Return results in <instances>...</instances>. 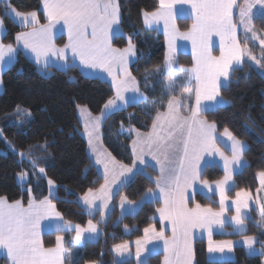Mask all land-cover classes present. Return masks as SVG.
<instances>
[{
    "label": "snow or ice",
    "instance_id": "obj_1",
    "mask_svg": "<svg viewBox=\"0 0 264 264\" xmlns=\"http://www.w3.org/2000/svg\"><path fill=\"white\" fill-rule=\"evenodd\" d=\"M174 3H190L191 5L193 24L188 32L179 33V35L192 41L194 63L189 69L175 66L177 52L175 25H172V33L168 31L169 19L173 18L171 11L173 3L160 0V7L156 11L142 10L146 27L150 28L161 19L165 22L168 51L165 53L163 64L151 72H146L143 79L145 87L150 88L153 87L148 84L150 77L158 78L160 75H167L169 79L163 82L162 96L167 94L168 99L167 110L157 109L156 115L152 117L151 131L142 134L137 130V136L141 139L133 141L134 156L136 145L146 144L149 154L159 166L161 176L156 184L164 196V207L157 211L160 213L162 224L164 221L169 222L173 235L170 239L165 238L163 227L159 232L152 225L145 228L144 236L135 241L137 264H146L142 253L146 254L149 251L146 246L155 240H162L164 243L166 256L163 264H193L194 253L190 237L195 229L207 231L209 253H224L225 249L231 252L234 242L231 240L214 242L213 232L217 229L223 232L226 225H230L234 233L244 232L246 230L244 221L250 219L243 211L249 208L251 199L249 192L243 189L237 191L235 199L231 200V205H228L227 195L230 188L234 186L233 174H238L246 165L243 161L246 144L237 139L227 128L222 134L216 135V123L199 118L202 112H214L217 108L229 105L230 102L221 95V90H227L232 83V71L242 65L246 55L250 60H256V57L251 56L245 48L241 47L237 38V25L233 22L234 6L237 0H174ZM256 4L264 8V0H251V2L244 0L243 6L240 7V24L245 28V40L248 39L249 32H252L253 39L257 38L252 28L253 8ZM42 6L48 23L39 27H35L39 24L36 11L22 13L14 8L10 9L16 18L23 21L22 27L29 23L34 26L31 31L18 32L15 40L17 44L23 43L24 48L34 54L35 63L41 74L47 75L51 67L66 70L70 66H76L71 61L78 59L85 68L101 69L112 77L115 97L107 101L101 110L100 117L93 118V122L86 125V129L91 128L86 132L89 137V148L96 156L95 164L102 165L104 168L105 183L100 185L98 190L88 189L82 197L78 198V201H83L82 211L88 215H94L96 211H100L101 221H104L112 208L110 201L124 183L121 177L133 172L136 161H133V167L120 165L121 172L118 175L113 173L109 179L112 171L110 165L115 166L116 162L114 158L109 160L97 150L93 133L99 128L101 118L113 105L117 104V101H124L127 104L148 100L138 87L139 82L136 77L132 76L128 70L130 58L136 56L135 44L130 36L127 46L123 49L112 46L114 37L124 35L120 28L121 10L118 0H42ZM60 21L67 30L68 43L58 48L53 40V29ZM2 26L0 22V27ZM138 34L134 31L132 36ZM213 34L220 38L219 56L212 55ZM260 44L262 59H264V39L260 40ZM69 50L72 53L71 57L67 55ZM15 51L12 44L0 43V67L14 62ZM52 56L56 57L57 63L54 64L51 61ZM256 62L260 63L258 60ZM261 66L264 67V65ZM178 72L187 73V76L178 77L176 75ZM88 74L95 75V72ZM193 79L195 80L194 89L191 87ZM157 82H159L158 79ZM177 87H181L180 94H172ZM126 92H131L133 95L126 97ZM193 92L194 105L191 102ZM160 104L163 106V100ZM152 105H156L155 100ZM78 108L82 116L87 112L86 107L78 105ZM17 111H20L19 106ZM177 134H179V143L182 144L178 169L169 167L172 164L171 157L178 149ZM224 137H227V140ZM229 141L231 157L225 156L224 152L216 146L218 142L227 146ZM39 147L45 148L46 144ZM140 152L137 159L141 164L156 166L149 165L143 158V146ZM20 155L23 159L29 154L21 152ZM217 155L223 160L225 174L222 179L215 181L213 186L207 180H200V176L205 166L215 163ZM207 157L212 159H206ZM31 163L35 167L36 159H31ZM44 172V168H39V173L44 174ZM28 175L26 171L17 173L21 182H24ZM257 177L261 187L264 188V171L258 172ZM161 180L166 187H161ZM117 181L120 183L118 184ZM197 182L207 189V192L203 194L208 198L212 195L219 196V211H214L210 206L202 207L199 203L195 204L194 208L187 207L186 201L190 198L187 189H195ZM48 185L52 195L54 181L49 179ZM27 191L31 193L32 189L29 188ZM152 195L154 197V194ZM138 203L128 200L127 196H121L122 215L126 212L131 213ZM256 203L261 221H264V203L259 200ZM230 206L235 207V214L229 220L225 214ZM41 221H47L49 226L57 232L71 231L74 227L75 236L72 238L74 246L82 242L85 233L89 234L87 237L89 240H95L99 235V229L92 220L88 221L86 228H82L79 224L73 226L70 221L64 220L62 214L55 211V205L49 197H44L39 202L30 197L28 206L24 207L20 200L9 203L6 197L0 196V251L4 253V256L0 258H6L9 264H65V257H67V264H76L78 254L65 247L63 236H56L54 247L43 246L39 238L40 229L43 226ZM127 230L125 226V231ZM257 242L255 236H244L243 244L247 247L248 255L264 253V248L254 247ZM128 248L127 242L113 246V251L121 257L120 264H126V260L131 257Z\"/></svg>",
    "mask_w": 264,
    "mask_h": 264
},
{
    "label": "trees",
    "instance_id": "obj_2",
    "mask_svg": "<svg viewBox=\"0 0 264 264\" xmlns=\"http://www.w3.org/2000/svg\"><path fill=\"white\" fill-rule=\"evenodd\" d=\"M41 3L42 0L0 1V18L6 29L2 36L4 43L15 44V35L26 28L9 16L8 8L13 7L26 13L36 11L39 22L44 23L46 16ZM118 3L121 10L120 26L124 35L114 37L112 44L125 47L128 38L132 37L136 56L129 68L148 100L129 102L108 114L102 121L101 135L102 142L111 155L122 164L131 165L132 141L137 130L148 132L157 109H166L168 95L162 96V88L163 82L169 77H150L148 84L153 86L150 88L145 87L143 79L146 72L162 66L166 53L163 33L145 27L142 15V10H156L160 6V0H118ZM191 23V17L177 18L181 30H187ZM254 23L264 31V17H257ZM134 31L139 34L132 36ZM55 42L64 43L65 35L57 36ZM176 62L180 66H190L193 58L190 53L179 52ZM1 79L0 196L6 197L9 202L20 200L27 205L30 197L36 201L48 196V179H52L57 184V196L51 197V200L63 218L79 225L92 220L98 224L100 236L96 241H86L74 246L72 231H47L42 234L43 246H54L56 236L63 234L65 247L78 254L76 264H120L121 260L114 257L113 246L142 237L144 229L149 225L161 229L162 224L156 213L162 203L160 200L143 201L135 212L126 213L119 219L118 201L121 196H127L130 201H139L146 192L155 188L156 183L150 175L156 176L157 171L146 166L144 171L136 172L114 195L110 214L105 221H99V212L88 215L82 211L78 198L90 188H99L104 177L88 153L77 107L86 105L91 113H100L114 95L112 86L101 77L85 74L78 66H70L66 70L51 67L47 75H42L37 65L21 49H17L15 61L2 72ZM231 79L229 88L221 90V95L230 102L229 105L201 114L207 121L215 122L219 132L227 128L247 144L243 153L247 163L238 174H234V186L228 191V195L234 197L241 189L255 192L259 187L257 173L264 171V75L254 64L244 61L232 71ZM177 89L172 94L177 95ZM153 100L156 101L155 106L152 105ZM161 100L163 106L160 104ZM191 102L193 104V99ZM44 144L45 148L39 147ZM21 152L29 155L22 159ZM31 159H36L35 167ZM39 168H44V174L39 173ZM22 171L29 175L24 183H19L16 175ZM223 175V169L218 164H213L202 169L201 179L217 181ZM29 188L32 189L31 193L27 191ZM197 203L201 206L219 207L215 195L208 198L200 192H196L188 200L190 207ZM241 234L256 235L264 244V234L260 233L258 225L251 219H248V229ZM241 234H215L214 238H230ZM193 250L195 264L263 262V255H248L243 246L234 247L233 259L209 260L204 239H196ZM163 259L162 251L155 252L147 257V264H162ZM0 264H7V259L0 258ZM126 264H137L136 259L128 258Z\"/></svg>",
    "mask_w": 264,
    "mask_h": 264
},
{
    "label": "rangeland",
    "instance_id": "obj_3",
    "mask_svg": "<svg viewBox=\"0 0 264 264\" xmlns=\"http://www.w3.org/2000/svg\"><path fill=\"white\" fill-rule=\"evenodd\" d=\"M0 1H8V0H0ZM250 2H251V0H250ZM243 4H244V0H240L239 1V3L237 4V5H235L234 6V16H233V22L237 25V38H238V40H240V42L242 43V44H240L241 45V47L242 48H245L246 49V51L248 52V53H250L251 54V56H254V57H256V60H250L249 58H248V56L246 55L244 58H243V60L244 61H248V62H250V63H252V64H254L256 67H257V69L264 75V67H262L261 65H264V59H262V53H261V48H262V46H261V44H260V40L261 39H264V31H262V30H260V29H258L256 26H255V23H254V21H255V19L257 18V17H264V8H261V5H259V4H256L255 6H254V8H253V13H254V16H253V18H252V28H253V30H254V32L256 33V36H257V38L256 39H253L252 38V32H249V33H247V36H248V39L247 40H245V28H244V25H241L240 24V16H239V12H240V7L241 6H243ZM41 5H42V3H41ZM13 7H10V8H8V14H9V16L13 19V20H15V22L17 21L18 22V24L19 23H23V21L22 20H19L18 18H16L15 17V15H14V13H12V12H10V9H12ZM15 9V8H14ZM42 9H43V6H42ZM16 11H18L17 9H15ZM19 12H21V11H19ZM22 13H26V12H22ZM39 20V19H38ZM0 22H2V20H1V18H0ZM16 22V23H17ZM2 27H0V33H2V30L4 31L3 33H5V31H6V29H5V26H4V24H3V22H2ZM27 25H30V23L29 24H27ZM26 25V26H27ZM55 28H63V29H65L64 28V26H63V22L62 21H60L59 23H57V25L54 27V29ZM120 28H121V26H120ZM29 30H31V28L29 29ZM28 30V31H29ZM122 30V29H121ZM63 31H66V30H63ZM61 32L62 34L64 33V32ZM21 32V31H20ZM23 32H26V31H23ZM90 33V32H89ZM1 35V34H0ZM60 35V34H59ZM59 35H57V36H59ZM1 37V36H0ZM91 38V36L89 35V39ZM219 38V36H217V35H215V34H213L212 35V37H211V41H216L217 39ZM213 39V40H212ZM220 39V38H219ZM190 40V39H189ZM190 43H192V41L190 40ZM58 44H60V43H58ZM14 45H16V48L17 47H20L21 45H23V43H19V44H17V42L14 44ZM113 46V45H112ZM22 47V46H21ZM126 47V46H125ZM120 48V47H119ZM122 48H124V47H122ZM218 48H219V51H220V46H218ZM255 48V49H254ZM23 51H24V53H25V55L30 59V60H33L34 62H35V57H34V54H32L31 52H30V50H27V49H23ZM133 60V58H130V62H129V64H128V70L130 71V68H129V66H130V64H131V61ZM260 61V63L259 64H257V62L256 61ZM176 67H177V64L175 65ZM50 72V69L48 70V73ZM131 72V71H130ZM179 73V72H178ZM132 74V73H131ZM177 76H179L178 74H176ZM102 76L103 77H105L106 79H107V81L110 83V85L112 86V77H110V76H108V74L106 73V74H102ZM132 76H133V74H132ZM183 77H186V75H183ZM104 79V78H103ZM105 79V80H106ZM191 87L193 88V85L191 84ZM112 88H113V86H112ZM177 88H179V90L177 89ZM176 89L178 90V92H181V87H177ZM3 90V85H2V79L0 80V92ZM113 91H114V95H113V97L112 98H114L115 97V89L113 88ZM133 95V93H131V92H126L125 93V96L126 97H131ZM192 97H193V95H192ZM191 97V99H193ZM111 98V99H112ZM124 101H117V104L116 105H113L112 106V108L111 109H109L105 114H104V116L101 118V120L99 121V128L93 133V136H94V143H95V146H96V148H97V150L100 152V148H101V146H103L102 144H103V142H102V135H101V124H102V121H103V119L105 118V116L106 115H108V114H110L111 112H113V111H115V110H117V109H119V108H122L124 105H125V102L123 103ZM79 106H83V107H86V109H87V112L82 116L81 115V112H80V109L77 107V112H78V117H79V120H80V123H81V133H82V135H83V137L85 138V140L87 141V145H89L88 144V139H89V137H88V135L86 134V132L87 131H90L91 130V128H88V129H86V125H90L92 122H93V118H95V117H100L101 116V113H98V114H93V113H91L90 111H89V109H88V107L86 106V105H79ZM104 108V107H103ZM102 108V109H103ZM89 114H90V116H89ZM199 118L200 119H205L204 117H203V115L200 113V116H199ZM206 120V119H205ZM209 122V121H208ZM211 123V122H210ZM224 131H222V132H219L217 129H216V135H220V134H222ZM0 134H1V131H0ZM178 135V139H179V134H177ZM224 139L225 140H227V137H224ZM238 139V138H237ZM140 140V139H139ZM241 141H243V140H241ZM245 144H246V142L245 141H243ZM217 147H219L220 149H221V151L222 152H224V155L225 156H228V157H231V155H232V153H231V150H230V147H231V142L229 141L228 142V144H227V146L224 144V143H217V145H216ZM246 146H247V144H246ZM89 148V147H88ZM104 148V147H103ZM106 148V147H105ZM107 149V148H106ZM107 152V151H106ZM102 153V152H101ZM89 154H91V156H92V159H93V161L95 162V159H96V156H95V154L94 153H92L91 152V150H90V148H89ZM107 154H110V155H108V156H111L110 158H112L113 159V157H112V155H111V153H108L107 152ZM140 154V153H139ZM175 155V154H174ZM174 155L172 156V158H174ZM106 156V155H105ZM137 156H138V154H137ZM108 158V157H107ZM137 158V157H136ZM109 159V158H108ZM206 159H212L211 157H207ZM243 161H245L246 163H247V161H246V159H245V157H244V155H243ZM115 162H117V161H115ZM213 164H218L222 169H223V171H224V168H223V160L217 155L216 157H215V163H213ZM212 164V165H213ZM136 165L137 166H139L140 165V161L139 160H137L136 161ZM97 166V168H98V171L103 175V177H104V168H103V166L102 165H96ZM110 167H111V169H112V171L110 172V174H109V179H111V177H112V174L113 173H115V174H117L118 175V172H117V170L115 169V167L114 166H111L110 165ZM243 169V168H242ZM241 171V170H240ZM225 174V173H224ZM235 174V173H234ZM234 174H233V181H234ZM128 175V176H127ZM130 175H131V173H127V174H125V177H127V178H124V176H122L121 177V179H123L124 181H128V179H129V177H130ZM223 177H224V175H223ZM222 177V178H223ZM221 178V179H222ZM16 179H17V181L19 182V183H24L26 180H27V177H26V179H25V181L24 182H21L20 180H19V178H18V176L16 175ZM126 179V180H125ZM49 180V179H48ZM52 180V179H51ZM200 180H203V179H201V176H200ZM258 181H259V179H258ZM118 182V181H117ZM210 184H213V186H214V182L215 181H208ZM162 185H165L164 184V181L163 180H161V187H162ZM49 186V185H48ZM233 187V186H232ZM231 187V188H232ZM113 188H115V185H113ZM230 188V189H231ZM152 190V189H151ZM243 190H245V189H243ZM240 191V190H239ZM245 191H247V190H245ZM196 192H200V193H206L207 192V189L206 188H203V186L199 183V182H197V186H196V188L195 189H192V188H189V189H187V194L190 196V198L191 197H193L194 196V194L196 193ZM247 192H249V194H250V196H251V199H250V201H249V208L247 209V210H243V211H245L246 213H247V215L250 217V219L253 221V222H255L257 225H258V222H259V226H258V228H259V231H260V233L262 234V233H264V221H261V217H260V215H259V212H258V205H257V203H256V201L257 200H259L261 203H264V188H262L261 187V185H260V182H259V187L257 188V190L255 191V192H250V191H247ZM117 193V192H116ZM115 193V194H116ZM147 193V192H146ZM149 193V192H148ZM150 194H151V200L152 199H155V200H160L161 202H162V206L161 207H164V196L160 193V190H159V188L156 186L155 187V189L153 190V191H151V193H149V196H150ZM152 194H154V197H153V195ZM227 195H228V192H227ZM49 196H57V184H56V182H54V189H53V194L52 195H50V189L48 190V196L47 197H49ZM216 196V199H217V202L219 203V196L218 195H215ZM211 197H213V195L211 196ZM228 197H229V201H228V205H231V200H233V199H235V196L234 197H230L229 195H228ZM121 198V197H120ZM145 198H146V196H145ZM189 198V199H190ZM50 199V198H49ZM144 199V198H143ZM189 199H187V200H189ZM142 200V199H141ZM52 203L54 204V202L52 201ZM186 203H187V207L189 208V209H191V208H194L195 207V205L194 206H192V207H190L189 205H188V201H186ZM110 204L112 205V200L110 201ZM55 205V204H54ZM118 205H119V209H120V215H119V219L124 215V214H126V213H124L123 215H122V210H121V207H120V199H119V201H118ZM160 207V208H161ZM202 207H204V206H202ZM211 207V206H210ZM219 208H220V205H219V207H217V208H213L212 207V209L214 210V211H219ZM55 211H58L57 209H56V206H55ZM136 210H134V211H132L131 213H133V212H135ZM59 212V211H58ZM110 214V212L107 214V216L105 217V219H104V221L107 219V217H108V215ZM235 214V207L234 206H230L229 207V209L226 211V217L230 220V218H231V216L232 215H234ZM156 217L160 220V213L157 211V213H156ZM98 219H99V221H101V213H100V211H99V215H98ZM65 220V219H64ZM66 221H68V220H66ZM161 221V220H160ZM71 223H72V225L74 226V225H76L77 223H75V222H72V221H70ZM94 224H96L97 225V227H98V229H99V235H98V238H99V236H100V228H99V226H98V224L96 223V222H94V221H92ZM101 222H103V221H101ZM244 223H245V225H246V230L248 229V219H245V221H244ZM41 224L43 225L42 226V228L40 229V240H41V242H42V234L44 233V232H46V231H52V230H54V228H52V227H50L49 226V224H48V222L47 221H41ZM87 224H88V222H87ZM87 224H85V225H80L82 228H86L87 227ZM162 227L164 228V235H165V238H171L172 237V235H173V233H172V230H171V225L169 224V222L168 221H164L163 222V224H162ZM245 230V231H246ZM72 232H73V237L75 236V228L73 227V229L71 230ZM167 233L169 234V237H167ZM193 235L190 237L191 238V242H192V247L194 248V241L196 240V239H204L205 241H206V247H207V257H208V259L209 260H229V259H233L234 258V256H235V253H234V247H236V246H243L245 249H246V251H247V247L243 244V239H244V236H255V237H257L256 235H242L241 233H243V232H241V233H236V234H241V235H238V236H235V237H230V238H223V239H215L214 238V235L215 234H234V232H233V230H232V227L230 226V225H226L225 227H224V229H223V232H221L219 229H217V230H215L214 232H213V235H212V240L214 241V242H222V241H228V240H231V241H233L234 242V245H233V249H232V251L231 252H229L227 249H225V251H224V253H219V252H215V253H209L208 252V233H207V231H205V230H202V229H195V230H193ZM58 235H61V236H63L64 237V235L63 234H58ZM88 233H85V238L82 240V242L79 244V245H82L83 243H85L86 241H96L98 238H96L95 240H89V239H87V237H88ZM64 240H65V238H64ZM257 243H255V245H254V247L256 248V249H261V248H264V244L263 243H261L260 242V240L258 239V237H257ZM128 243V245H129V248H128V251L131 253V257H134L135 259H136V263H137V257H136V249H137V246H136V243H135V241H130V242H127ZM152 243L154 244V245H152ZM123 244V243H122ZM131 244H135L133 247L131 246ZM54 247V246H53ZM146 248L147 249H149V251H152L153 253L154 252H158V251H163L164 252V254H165V256H166V253H165V251H164V243H163V241L162 240H155V241H151L150 242V244L149 245H147L146 246ZM151 249V250H150ZM72 252H75L74 250H72ZM114 252V251H113ZM193 253H194V250H193ZM144 254L145 253H142V256L144 257ZM257 254H261V255H263V262H264V253H257ZM0 256H4V253L2 252V251H0ZM114 257H115V259L116 260H120L121 259V257H119V256H117V254L114 252ZM130 257V258H131ZM7 264H9V262H8V260H7ZM90 264H98L97 262H93V263H90ZM147 264V263H146ZM193 264H195V262H194V257H193Z\"/></svg>",
    "mask_w": 264,
    "mask_h": 264
},
{
    "label": "crops",
    "instance_id": "obj_4",
    "mask_svg": "<svg viewBox=\"0 0 264 264\" xmlns=\"http://www.w3.org/2000/svg\"><path fill=\"white\" fill-rule=\"evenodd\" d=\"M239 1L240 0H237V4L239 3ZM166 2L167 3H173V8H172V19H169V26H168V31H169V33H172L173 32V28H172V25L174 24L175 25V32L177 33V35H176V37H175V40H176V45H177V52L175 53V57H177V54L179 53V52H184V53H190L191 55H192V58H193V46H192V43H190V40L189 39H186V38H184V37H182V36H180L179 35V33H185V32H188L190 29H191V26H192V24H193V17H192V15H191V5H190V3H184V4H180V3H174V0H166ZM236 4V5H237ZM160 7V6H159ZM158 7V8H159ZM157 8V9H158ZM156 9V10H157ZM156 10H154V11H156ZM153 12V11H152ZM28 13V12H27ZM178 17H191L192 18V23H191V25H190V27L187 29V30H181L179 27H178V24H177V18ZM37 18H38V15H37ZM15 21V20H14ZM17 22V21H16ZM144 22V21H143ZM18 23V22H17ZM48 23V20L46 19V22H44V23H40L39 22V24L38 25H36L35 27H39L40 25H45V24H47ZM20 25H21V23H19ZM145 26V25H144ZM26 28L24 29V30H22L21 32H23V31H28L30 28H31V30H32V28L34 27L32 24H30V25H27V26H25ZM146 27V26H145ZM147 28H149V27H147ZM151 29L152 28H154V29H157V30H159L160 32H162L163 33V35H164V37H165V41H166V52L168 51V37L165 35V22H164V20L163 19H161V20H159V22L158 23H154L151 27H150ZM31 30H29V31H31ZM63 30H66V29H63V28H55V29H53V40H54V43H55V45H56V47H58V48H61V47H63L65 44H67L68 43V34H67V30L66 31H63ZM64 32L63 34L65 35V42L64 43H62V44H58L57 42H55V38L57 37V35H59V34H62L61 32ZM4 31L2 30V33H0L1 35V37L3 36V33ZM89 32H90V30H89ZM213 40V39H212ZM212 42V55L213 56H219L220 55V51H219V48H218V46H220V39L218 38L216 41H211ZM239 42H240V40H239ZM0 43H3V44H5V45H7V43H4L3 41H2V38H0ZM16 43V42H15ZM240 44H242L241 42H240ZM13 45V47H14V49H16V51L14 52V57H15V59H16V52H17V49H21L22 51H23V49H24V46L23 45H21L20 47H17L16 48V45H14V44H12ZM113 45V44H112ZM113 47L114 48H118V49H123V48H119V47H116V46H114L113 45ZM28 50V49H27ZM23 53H24V51H23ZM25 54V53H24ZM67 55L69 56V57H71V55H72V53H71V51L69 50L68 51V53H67ZM15 59H14V61H15ZM33 61V60H32ZM51 61L55 64V63H57V61H56V57L55 56H52L51 57ZM34 62V61H33ZM13 63V62H12ZM11 63V64H12ZM35 63V62H34ZM71 63H74L76 66H78L81 70H82V72H84L85 74H87V75H89L88 73H91V72H95V75H90V76H98V77H101V78H104V79H106L105 77H103L102 76V74H106L107 72H104L103 70H101V69H96V70H92V69H88V68H85V66H83V65H81L80 64V62H79V60L78 59H76V60H74V61H71ZM193 63H194V61H193ZM193 63H192V65H190V66H180V65H178L177 64V62H176V64H177V68H185V69H189V68H191L192 66H193ZM244 63V60H242V64ZM11 64H7V65H5V66H3V67H0V80H1V74H2V72L7 68V67H9ZM36 64V63H35ZM237 67H239V66H237ZM178 77H183V75H186L187 76V73H178ZM107 80V79H106ZM192 85H193V89L195 88V80L193 79V81H192ZM180 94V92L177 94V95H179ZM193 105H194V103H195V95H194V92H193ZM124 103V102H123ZM206 103H210V102H206ZM104 107V106H103ZM167 110V108L164 110V111H166ZM101 113V112H100ZM107 116V115H106ZM105 116V117H106ZM151 129H152V127H151ZM151 129L148 131V132H150L151 131ZM148 132H140V133H142V134H147ZM139 139H141L140 137H138L137 136V134H136V136L134 137V139H133V141H137V140H139ZM133 141H132V154H133ZM87 142V141H86ZM177 143H178V149H177V151H176V153H175V155H174V158H172L171 157V160H172V164H170L169 165V167L170 168H177L178 169V163H179V155L181 154V152H182V144H180L179 143V139H178V141H177ZM103 146H101V148H100V152H102L103 154H104V156L107 158H109V160H111L112 158H110L111 156H108L109 154H107V152L108 153H110L106 148H105V146H104V144H102ZM143 146V148H144V152H143V158L145 159V161H147L148 163H149V165H156V162H155V160H153L152 159V157H151V155L149 154V150H148V147H147V145L146 144H144V145H141L140 143H138L137 145H136V155L134 156L133 155V161L135 160V161H137V160H139V159H137L136 157H138V156H140V154H141V152H140V149H141V147ZM89 145H87V149H88V153H89ZM104 147V148H103ZM107 151V152H106ZM140 153V154H139ZM137 154H138V156H137ZM90 156H91V154H89ZM113 157V156H112ZM91 158H92V156H91ZM107 158V159H108ZM114 158V157H113ZM114 160L115 161H117L115 158H114ZM95 163V162H94ZM96 165V164H95ZM120 165H124V164H122L121 162H119V161H117L116 163H115V169L117 170V172H118V174L121 172V169H120ZM126 166H128V167H133V162H132V164L131 165H126ZM97 167V166H96ZM145 165L144 164H141L140 163V165L139 166H137L136 164H135V167H133V172L131 173V175H130V177H129V179L136 173V172H138V171H144V169H145ZM152 167V166H151ZM156 171H157V175L156 176H152V175H150V177L155 181V183H156V181H157V179L158 178H160V176H161V173H160V169H159V166L158 165H156L155 167H153ZM98 169V168H97ZM128 176V175H127ZM124 178H125V176H124ZM123 178V179H124ZM127 178V177H126ZM122 179V180H123ZM128 179V180H129ZM126 180V179H125ZM127 181H124V183H126ZM105 183V179H104V181H103V183L102 184H104ZM118 184L120 183V181H118L117 182ZM123 183V184H124ZM123 184L119 187V189H118V191L120 190V188L123 186ZM156 186H157V184H156ZM155 186V187H156ZM162 187H166V185H162ZM48 188H49V186H48ZM100 188V187H99ZM99 188H97V189H93L94 191L95 190H98ZM155 189V188H154ZM154 189H152L151 191H153ZM117 191V192H118ZM149 192V191H148ZM147 192V193H148ZM84 195V194H83ZM82 195V196H83ZM81 196V197H82ZM145 196L146 195H144L142 198H144V199H142V200H139V201H133V202H139L138 204H137V206H136V208L134 209V210H137L138 208H139V206L141 205V203L143 202V201H152V200H155V199H152L151 200V194H150V196L149 195H147L146 196V198H145ZM51 197H53V196H49V198L51 199ZM44 199V198H43ZM42 200V199H41ZM37 202H39L40 200H36ZM188 201V200H187ZM9 202V201H8ZM14 202V201H13ZM9 203H12V202H9ZM99 203V202H98ZM162 203V202H161ZM80 204L82 205L83 204V201L82 200H80ZM23 206L24 207H27L28 206V204L27 205H24L23 204ZM162 206V205H161ZM133 210V211H134ZM96 212H99V211H96ZM95 212V213H96ZM161 222V221H160ZM162 224V223H161ZM153 226V225H152ZM155 230L157 231V232H159L161 229H157L156 227H155ZM53 231V230H52ZM47 232V231H46ZM144 236V235H143ZM142 236V237H143ZM142 237H140V238H142ZM167 237H169V234L167 233ZM139 239V238H138ZM137 239H135V240H133V241H136ZM130 242V241H129ZM135 244H131V246L133 247ZM152 245H154L153 243H152ZM55 246V245H54ZM53 247V246H52ZM45 248H49V247H45ZM151 250V249H150ZM159 252V251H158ZM163 252V251H162ZM153 252L152 251H148L146 254H144V258H145V260H146V263H147V257L150 255V254H152ZM155 253V252H154ZM164 253V252H163ZM164 259H165V254H164ZM164 259H163V262H164ZM121 260V259H120ZM90 264V263H89ZM163 264V263H162Z\"/></svg>",
    "mask_w": 264,
    "mask_h": 264
}]
</instances>
